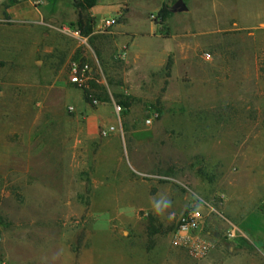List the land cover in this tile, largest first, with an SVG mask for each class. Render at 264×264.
Here are the masks:
<instances>
[{"label": "rangeland", "instance_id": "374dc122", "mask_svg": "<svg viewBox=\"0 0 264 264\" xmlns=\"http://www.w3.org/2000/svg\"><path fill=\"white\" fill-rule=\"evenodd\" d=\"M175 1H0V264H264V0Z\"/></svg>", "mask_w": 264, "mask_h": 264}, {"label": "built area", "instance_id": "2783aa9c", "mask_svg": "<svg viewBox=\"0 0 264 264\" xmlns=\"http://www.w3.org/2000/svg\"><path fill=\"white\" fill-rule=\"evenodd\" d=\"M121 13L122 12L120 11L118 14L113 16L103 17L100 20V27L106 28L113 25ZM74 33L77 35L78 31H74ZM205 54L207 55V53ZM90 74L91 70L86 63L80 64L74 60L69 62V80L79 88H82L86 85ZM92 102L97 103V100L93 99ZM69 108L72 109V107ZM114 112L117 116V119L120 120V105H114ZM155 116L156 113L153 112L144 118V124L147 126L150 125ZM116 129L117 128L115 125L106 124L99 126L98 133L100 135H108L114 132ZM120 133H122V131ZM203 222L204 215L202 212L195 209H190L187 212L181 214L177 219L174 230L172 231L171 243L184 249L192 258H201L205 256L209 252L211 243L201 234Z\"/></svg>", "mask_w": 264, "mask_h": 264}, {"label": "trees", "instance_id": "16d2710c", "mask_svg": "<svg viewBox=\"0 0 264 264\" xmlns=\"http://www.w3.org/2000/svg\"><path fill=\"white\" fill-rule=\"evenodd\" d=\"M95 1L96 0H84V6L91 7V6H93L95 4ZM167 14H168V10L166 9L165 6H162L157 12V16L161 17L162 19L165 18ZM81 20H82V18L80 16L79 17V25H81V22H82ZM91 29H92V25L89 26V28L84 29L83 33L84 32H88ZM168 66H169V62H167V64H166V67H168ZM87 94H88L87 91L84 90L83 91V96H84L85 99L87 98Z\"/></svg>", "mask_w": 264, "mask_h": 264}, {"label": "crops", "instance_id": "0c3cea01", "mask_svg": "<svg viewBox=\"0 0 264 264\" xmlns=\"http://www.w3.org/2000/svg\"><path fill=\"white\" fill-rule=\"evenodd\" d=\"M1 1V0H0ZM24 1V4H23V7H20V8H18V9H15L14 10V12L16 13V14H21L22 13V15H26V12H32V10H30L29 9V7H30V0H23ZM91 9V11H92V9H93V7H91L90 8ZM117 120V122H114V123H109V124H113V125H115V127L117 128L114 132H116V131H118L119 132V129H118V119H116ZM113 133V132H112Z\"/></svg>", "mask_w": 264, "mask_h": 264}, {"label": "water", "instance_id": "95a60500", "mask_svg": "<svg viewBox=\"0 0 264 264\" xmlns=\"http://www.w3.org/2000/svg\"><path fill=\"white\" fill-rule=\"evenodd\" d=\"M186 4L183 2V0H176L172 7L171 10L172 11H182V10H186Z\"/></svg>", "mask_w": 264, "mask_h": 264}, {"label": "clouds", "instance_id": "9594fccd", "mask_svg": "<svg viewBox=\"0 0 264 264\" xmlns=\"http://www.w3.org/2000/svg\"><path fill=\"white\" fill-rule=\"evenodd\" d=\"M154 208H155L157 211H159V210H160V205H159V203L155 204V205H154Z\"/></svg>", "mask_w": 264, "mask_h": 264}]
</instances>
